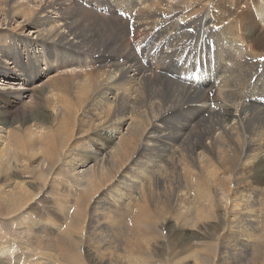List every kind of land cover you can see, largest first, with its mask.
Instances as JSON below:
<instances>
[{
    "label": "bare ground",
    "instance_id": "obj_1",
    "mask_svg": "<svg viewBox=\"0 0 264 264\" xmlns=\"http://www.w3.org/2000/svg\"><path fill=\"white\" fill-rule=\"evenodd\" d=\"M125 1L128 3V0ZM141 1L139 4L142 3L143 6L140 5L136 13L126 12L127 17L124 20L125 22L123 21L126 32L131 34V29L132 34L126 39L124 34H118V42L125 48L126 52L122 50L121 55L122 47H119L117 60H119L120 55L126 59H124L125 62H119L113 66L112 74L115 75L100 74L99 79L97 78L98 81L94 79L97 76L86 77L85 81H89L88 86L83 85V83L81 85L78 79H64L58 89L62 95L59 96V101L53 102L55 112L53 120L58 126L47 130L45 138L39 139V144L45 146L44 149H41L43 161L42 164L39 163L40 175H53L55 173V176H60V179L56 177V179H59L56 184L60 186V189L55 190L53 197L57 213L68 224L65 231L66 235L73 242L80 237L82 240L90 242L89 245L92 246L91 248L99 258H102L100 250L103 246H100V244L95 245V242L106 244L110 234L117 231L114 226L124 224L116 222V220L120 221L121 217L126 214L122 211L124 204L126 207L127 203L130 204L133 201L132 207L130 206L127 211L132 216L131 218H134L135 222L129 218L134 223L132 225L137 226L136 221L142 219L135 229L131 225L134 231H137L141 225L151 230L152 225L157 223L155 216H158V212H160L158 210L162 208L169 211L171 207L169 201L172 202L171 199H168L169 201L165 200V203L159 205L162 207H158L159 198L155 197L156 200L151 196L146 198L151 193L158 194L155 192L160 189L152 167L156 166L157 162L169 165L167 169L163 170L165 187L170 168L175 172L174 176L187 175L189 181L195 179L192 174L206 169V171H212L211 176L214 179H222V186H218V189L227 194L229 186H227L226 180L229 181V177H236L234 171L238 167L241 168L248 162L260 161L264 158V128L254 129V116L248 113V111L252 112L254 109L260 108L261 111L258 114L264 119V52L258 53L246 45L247 36L235 28L224 26L221 30L220 26L216 25L210 18L213 16L209 15V10L206 7L211 0H178L173 4L169 3L168 0ZM110 2L113 6H119L118 9L123 4L115 0H110ZM197 2H200V6L196 5ZM27 3L29 1H26ZM26 4L23 3V0L11 1L12 14L19 11L25 17L28 14L27 10H29V4ZM252 8L255 14L254 18L264 26V0H259V4H253ZM53 11L60 12L57 6L46 3L38 11H34L30 18L23 17V20H27L28 23L24 21L29 24L34 19L35 22L31 23L36 27H41L36 29V36H41V32H44L43 37L46 41L53 40L56 42V39L63 42V44L78 45L80 37L72 25L66 23V16L60 19L62 12L57 16L59 20L55 22L56 26L60 22L62 27H54L50 23L54 22L51 21L50 14ZM125 11L130 10L126 9ZM205 12L206 15H204ZM118 25L120 27V24ZM108 28L110 27L108 26ZM133 31L135 35H133ZM96 36L98 37V35ZM43 37L39 38L42 39ZM149 39L155 41L153 46L152 41ZM193 39L198 40L194 45L191 44ZM116 40L112 39V42L118 43ZM132 40L140 44L138 43V48L133 49V47L131 52L129 44ZM141 45H143L144 50L154 49L159 52L163 57V61L168 60L166 66L162 68L153 67L148 57L145 59L146 64L142 62L141 54L136 52ZM6 51H4L6 53L5 57H9ZM206 52H208L207 56L213 54L215 59L206 58L207 56L204 55ZM142 57L144 58V56ZM189 58L193 59L190 60L193 64L185 65L186 59ZM138 59L139 61H137ZM12 64L9 65V61L5 62L4 58L3 60L0 59V74L8 80L3 84L2 89L0 88V97L11 99V101L7 100V103H13L24 110L34 102V97L30 93L31 88L20 89L15 87L14 83L23 74V70L20 67L18 68L14 60ZM115 68L117 69L114 70ZM210 68H212L210 74L204 75ZM191 72H193L192 75ZM123 76L130 77L132 81L137 82V85H143V88L150 81H153L156 85V82L151 79L159 81L161 86L157 85L159 87L158 91L163 90L158 95L156 94L159 97L165 96L166 92H168V97H171L174 89L173 83H175L176 88L181 87V89H176V99L173 103L182 100L185 108L190 105L196 107L193 109L196 111V114L193 115L194 118L198 116V112L200 118L203 117V112H205L207 116H211V120H204L203 124L206 122V127L202 124L203 128L200 131L193 132L191 127L185 123L194 120L193 117L181 118L180 120V115L185 109L177 114L170 113L168 115L167 112L174 109V107L154 99L146 103L148 111L152 112L156 108L161 111L150 122L140 126L128 115V102L119 106L120 99L125 95L121 93V97L116 99L117 91L109 84L112 82L111 78L117 79V84ZM238 76L241 77L238 79ZM82 80L84 82V79ZM215 90L219 94L214 96ZM144 91L146 94L149 92V90ZM183 91L185 96L182 94ZM212 97L215 99L223 98V102L216 104L214 107L207 102V99ZM150 98L153 97L150 96ZM96 102L102 103L103 106H97ZM50 103L52 102L49 101ZM164 105H167V108ZM108 106L113 108L114 111L110 109L113 114L109 109V111L106 110ZM96 110L98 111L96 112ZM116 112H123L121 113L122 116H117ZM166 115L168 118H172L174 123L170 120L165 121ZM200 118L198 121L201 120ZM21 125L12 126L11 128L0 126V176L4 175L0 177V213L4 216H2L1 221H4L7 217L19 221L16 222L18 224L17 229H20L21 225L23 226L20 231H13L14 228L11 229L12 232L7 231L11 232L10 235L16 238H21V235L26 234L25 240L28 241L27 245L31 247L30 239L48 241L53 229L56 227L57 230L59 229L57 223L59 219L55 218L54 221L50 215H48L49 218L48 216L45 217L47 211H44V215L35 212L27 221H22L23 218L18 216L19 212H23V216H28L30 192L26 188L27 186L25 187L20 182L14 181L12 177L21 169L24 170L29 167L26 163H23L22 159L32 160L36 154L35 151H37L35 150V146H37L36 139H34L35 133L28 127H22ZM238 129H247L250 135L246 138H240ZM86 130H97L100 134L107 135L112 145H100L96 150L90 147L89 144H78L77 140L73 141ZM70 131H76L78 135L67 139V142L74 143V147L68 146L62 155H60L62 144L54 149L51 144L47 146L43 143L44 139H51V135L59 136L57 141H62V138H65L67 132ZM224 136L227 140L224 139ZM205 139L208 141L206 142ZM174 145H176V148H174ZM7 152L8 156L2 158ZM9 156H13L14 164L7 159ZM212 159L218 163L214 168L211 167ZM91 160L94 161L92 162L96 164V167L91 165ZM173 160L176 161V164L172 163L170 165ZM51 170L53 171L51 172ZM203 176L206 177V174ZM192 184L191 188L197 193L198 202L207 201L209 204L207 206H211L209 183L201 177L196 183ZM188 187L190 188V186ZM188 187L186 186V188ZM193 187H196V190ZM240 192L238 197L240 204L238 201L232 203L229 212L232 214L238 207L251 210L258 205L256 207L258 214L255 217H247L245 224L246 226L249 225L246 231L257 230L252 221L260 220V218L264 220V210L262 209L264 208V189L247 184L246 188ZM133 194L137 198H134ZM74 195L73 200L76 201V206L83 208L80 210L74 208L75 210H69L68 212L69 203L71 206V199ZM224 197L226 198V195ZM203 206L204 204H200V206L198 204L197 209H195L197 214L202 215L210 210L207 206L205 208ZM232 216L235 219L229 220L228 223H239V219H242L241 213L238 212H235ZM182 217L180 218L176 214L177 225H180L183 221L186 224L191 222L188 220L189 215H182ZM119 227L116 234L122 236L123 233ZM250 240L251 236L246 232L243 241L240 240L241 242L239 241L235 245V251L237 252L229 257V259H234L232 264L240 263L237 256L238 252H244L241 257L242 260L249 256L247 252L253 248L249 245ZM116 242H118V239ZM127 243L129 244L127 245ZM127 243L128 253L131 254V259L127 264H133V258L136 256L133 251L139 246L133 242L127 241ZM2 245L4 246L0 250L1 255L10 251L9 245ZM32 255L34 256L35 253L32 252ZM222 256H219V258H224ZM141 261L142 264H145L144 258H141ZM115 262H120L118 257H116Z\"/></svg>",
    "mask_w": 264,
    "mask_h": 264
},
{
    "label": "rangeland",
    "instance_id": "obj_2",
    "mask_svg": "<svg viewBox=\"0 0 264 264\" xmlns=\"http://www.w3.org/2000/svg\"><path fill=\"white\" fill-rule=\"evenodd\" d=\"M11 1L13 0H0V41H2V43H0V59L3 60L4 58L5 62L9 61V65H13L12 61L14 60L17 63L18 68H22L23 74H21L19 79L15 81L17 84L14 83V85L20 89L31 88L30 93L33 94L34 102L29 108L23 110L18 108L13 103H7V100L11 101V99H2L0 97V126H7L11 128L12 126L22 124V127H28L35 133L34 139H36L35 141L37 143L35 150L38 151H35L36 154L32 160L26 161L23 158V163H26L29 167L24 170L21 169L16 172L14 177H12L14 181L20 182L25 187L27 186L26 188L30 192L28 200L30 206L27 210L29 212L28 216H23V212H19L18 216L23 218L22 221H27L30 216L35 214V212L44 215V211H47L48 213L45 217L50 215L54 221L55 218L59 219L57 223L59 224V229H61L57 230V227L54 228L48 241L43 239H30V247L27 245L28 241L26 242L25 240L27 236L26 234H23V236L21 235V238H16L15 236L10 235L12 232L11 229L14 228L13 231H20V229L23 228L21 225V228L17 229L18 224L16 222L19 221H16L15 218L11 217H7L4 221H1L3 214L0 213V250L2 249V246H4L2 244L10 246L9 252L2 253V255L0 254V264H75L76 262H78L77 264H80L81 261V264H102V262L103 264H127V262L131 259V254L128 253V248L126 247L127 241L131 243L133 242L139 246V248H135L137 253L133 251V253L136 254L133 258V264H142V261L140 262L141 258H144L145 264H232L234 259H229V257L237 252L235 251V245L238 244L240 240L243 241L246 232L251 236L249 245L253 246V248L247 252L249 253V256H247L245 260H242L241 258L244 252H238L237 256L240 263L236 262V264H264V220L260 218V220L256 219L252 221V224L257 230L246 231V228L249 225H245L247 217H255L258 214V210L256 208L258 205L251 210L248 208L249 211L247 209H243L242 207H238L236 211L232 212V214L229 212L232 208V203L238 201L240 204L238 199L239 194L241 193L240 191L244 190L247 184H252L253 186L264 189V158L260 161L248 162L241 168L238 167L236 171H234L236 177H229V181L226 180L227 186H229L227 194L218 189L221 185L222 179H214L211 176L212 171H206V169L192 174L195 179L189 181L190 179H188L189 177L187 175L174 176L175 172L170 168V174L165 187L163 170L167 169L169 165H163V162L161 164L157 162V165L152 167L160 189L155 192L158 194L151 193V195H147L146 198H148V196H151V198L155 200L156 198H159V203H157L158 207H162L159 205L165 203V200L169 201L171 199L172 202L169 201L171 206L169 211L163 210L162 208L158 210L160 212L162 210L161 213L157 211L158 216H155L157 223L152 225L151 230L146 229L145 226L143 227L142 225L139 226L137 231L132 230V228L135 229L138 227V222L140 223L142 221L141 218L139 220L136 219L137 226L132 225V223L135 222L133 220L134 218H131L132 216H130L127 212L129 207H132L133 205L132 201L130 204L127 203L126 207L124 204L122 211L126 214L124 217H121L120 221L116 220L117 223L119 222L124 224L118 225L115 223L116 225L114 226L117 231L120 226L119 228L123 233L122 236L116 234V231L115 233L110 234L111 238H108V242L111 244L108 242L106 244H103L102 242H95V245L100 244V246H103L100 250L102 258L96 256V252H94L93 248H91L92 246L89 245L90 242L88 243V241L82 240L80 236V238L73 242L66 235L65 231L68 228V224L65 219H62L63 217L61 218V215L57 213L53 197L55 190L60 189V186L56 184V181H59L60 176H55V173H53V175H40L41 171L39 169V163L42 164L43 161L41 149H44L45 146L39 144V139L45 138L47 130L54 129L58 126V124L53 120V114L55 113L53 110V102L55 103V101H59V96L62 95V93H60L61 91H58V89L64 79H78L81 85L83 83V85L88 86L89 81H85L86 77L97 76L94 79L98 81L100 74H112L113 66L115 64L125 62L126 59L120 55L119 60H117L118 48L122 47L118 42V34H124L125 39L132 34L131 29V34H128L126 32V27H124L123 21L127 17L126 12L136 13L140 8V5H143L142 3L139 4L142 2L141 0H128L129 5L125 0H115L116 2L123 3L119 10V6L116 7L113 6V4L111 5L110 0H23L24 4H26V1H29V3L26 4H29V10H27L28 14L24 17V14L19 11L12 14L13 10H11ZM168 1L173 4L178 0ZM46 3L57 6L60 11L59 13L54 11L50 13L52 17L51 21H54L50 23L55 27V22L59 20V17L57 16L63 13L60 19H63V16H66V23L71 24L77 31V34L80 37L78 45L63 44V42L56 39V42L53 40L46 41L43 37L45 34L44 32H41V36H36V29L41 27H36L32 24L35 22L34 19L31 21L32 23H25V21L27 23L28 21L25 19L24 21L23 17L30 18L34 11H38L39 8L42 5L45 6ZM199 3L200 2H197L196 5L200 6ZM253 4H259V0H211L206 7L209 10V15L213 16L210 18L214 23H216V25L220 26L221 30L224 26L226 28H235L237 31H240L242 34L247 36L245 41L246 45L260 53L264 52V26L259 24L254 18L255 14L252 8ZM36 8L37 10H35ZM126 9L130 11H125ZM204 15H206V12ZM58 23V26L62 27L60 22ZM118 24H120L121 28ZM107 25L111 29L108 28ZM96 35H98V37ZM133 35H135L134 31ZM39 37H43V40ZM112 39H117L116 41L118 43L112 42ZM149 40L152 41L153 46L155 41L152 39ZM196 41L198 40L193 39L191 44L194 45ZM138 43H135L134 40H132L129 44L131 52L136 47L138 48V45L140 44ZM124 49L125 48L123 47L121 48V55L123 53L122 50L126 52ZM142 49L143 45H141L139 50L136 51L137 54H141L140 58L142 62L146 64L145 59L148 57L150 58L153 67L158 66L162 68L166 66V62L168 60L164 59L165 61H163V57L159 52L154 49H150V51ZM4 51L8 53L9 57H5L6 53ZM204 55L207 56L208 52ZM142 56H144V58ZM206 58L215 59L213 54L207 56ZM190 60L193 59H186L187 62L184 64L192 65L193 62H190ZM137 61H139V59ZM128 64H130V62H128ZM142 65L144 66L143 63ZM148 68L150 69V67ZM116 69L117 68L114 70ZM211 70L212 68L204 73V75H209ZM192 74L193 72H191V75ZM200 74L202 75V73ZM240 77L241 76H238V79ZM82 79H84V82ZM111 80L112 82L109 83L111 84L110 86H113L117 91L116 99H119L122 94L125 95L120 99L119 106L128 102L127 113L140 126L150 122L154 116L161 111L159 108L152 110V112L148 111L146 103L154 99L174 107V109L167 112L169 113L168 115H170V113L177 114L185 109L182 114L180 113V120L181 118L185 119L193 117V115L196 114V111L193 110L196 108L195 106L190 105L185 108L182 100L175 101L173 103L176 99V89H181V87L176 88L175 83H173L174 89L171 97H168V92H166L165 96L159 97L157 95L159 92H163V90L160 89L158 91L161 84L155 79L151 80H154L156 85L153 81H150V83H148L144 88L143 85H137V82L132 81L130 77L123 76L120 80H118L117 84V79L114 80L111 78ZM7 81V78L0 74L1 89L3 84ZM144 90H149L150 93L148 92V94H146ZM182 94L185 96L184 91ZM218 94L217 90H215L213 95L215 96ZM150 96L153 98H150ZM48 99L52 103L49 104ZM207 102L215 107L216 104L223 102V98L215 99L212 97L211 99H207ZM99 105L100 107L103 106L102 103H97V106ZM164 106L167 108V105ZM108 109L113 110V108L109 106L106 110ZM97 111L98 110H96V112ZM260 111V108L254 109L252 112L248 111V113L254 116V129L264 128V119L258 114ZM111 113L113 114L112 111ZM116 113L117 116H122L121 113L123 112ZM199 118L200 114L198 112V116L194 118V120L185 122L189 127H191L193 132L200 131L203 126L206 127V122L203 124L204 120H211V116H207L205 112H203V117L200 118V121H198ZM164 120H170L174 123L172 118H168L167 115ZM215 132L217 133L218 131ZM77 135L78 133L76 131L67 132V136L65 138L63 137L64 135L61 136L63 137V142L57 141L59 140V136L51 135V139H44L43 143L47 146H49L48 144H51L54 149H57V146L62 144L63 147L60 150V155H62L68 146L74 147V143L67 142V139L69 137L74 138ZM238 135L240 138H246L250 135V132L247 129H238ZM76 138L73 141L77 140L78 144H89L90 147L96 150L100 145H112L107 135L100 134L97 130H86L81 136L77 139ZM224 139L227 140L225 136ZM205 141L207 142L208 140L205 139ZM77 143H75V145H77ZM174 148H176V145H174ZM7 156L8 152L2 158H6ZM7 159L14 164L13 156H9ZM92 161L93 160H91V165L96 167V164ZM172 163L175 165L176 161H171L170 165H172ZM217 164V161L212 159L211 167L214 168ZM52 171L53 170H51V172ZM205 174L206 177L203 176ZM64 176L65 172L63 173V179ZM56 177L59 179H56ZM201 177L209 183L208 185L211 188V192L209 193L211 195V206H207L209 205L207 201L198 202L197 193H195L191 188L193 185L192 183H196V181H198L199 178L201 179ZM189 183L190 185H188ZM186 186H190V188H186ZM195 188L196 187H193L194 190H196ZM213 188L217 190L215 191ZM224 195H226V198ZM132 196L134 198L136 197L135 194ZM74 197L75 195L71 199V206L69 203L68 212L69 210L73 211L75 209L80 210L83 208H78L76 206V201L73 200ZM198 204L199 206L200 204H204L203 207L205 208L207 206L210 210L206 211L202 215L197 214L195 209H197ZM262 209L264 210V208ZM235 212L241 213L242 219H239V223H228L229 220L235 219L232 216ZM176 214L180 218H183L182 215H189L188 220L191 222L186 224L185 221H183L180 224L181 226L177 225L178 220H175ZM129 218H131L133 222L132 220H129ZM131 225L134 227L131 228ZM7 230L11 232H8ZM117 239L118 242H116ZM128 244L129 243H127V245ZM30 248H32L31 251ZM32 252L35 253L34 256L32 255ZM219 256L224 258L221 259ZM116 257L119 258L120 262H115Z\"/></svg>",
    "mask_w": 264,
    "mask_h": 264
}]
</instances>
